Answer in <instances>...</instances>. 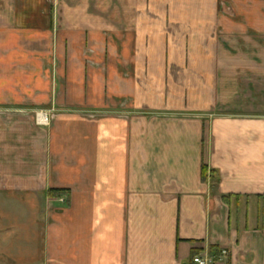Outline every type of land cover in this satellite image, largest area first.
<instances>
[{
    "label": "crops",
    "instance_id": "1",
    "mask_svg": "<svg viewBox=\"0 0 264 264\" xmlns=\"http://www.w3.org/2000/svg\"><path fill=\"white\" fill-rule=\"evenodd\" d=\"M233 41H264V0H0V264H264Z\"/></svg>",
    "mask_w": 264,
    "mask_h": 264
},
{
    "label": "rangeland",
    "instance_id": "2",
    "mask_svg": "<svg viewBox=\"0 0 264 264\" xmlns=\"http://www.w3.org/2000/svg\"><path fill=\"white\" fill-rule=\"evenodd\" d=\"M222 7H224V6H222ZM224 11L230 12L229 9H227V8L224 9ZM233 44H235V47L239 50H241V49L245 50L246 49L247 51H249L245 54L242 53V55L239 56L240 57L239 59L235 58V61H236L237 65H245L246 66L248 64L250 66L258 67L259 71L251 74V76L249 77V81L253 85L251 88L248 89V91H249L250 95H252V96H257L258 93H260L262 95V93L264 91L263 90L264 89V41H251V42H249L248 49L244 46L245 45L244 41L226 42V45L229 49L232 48ZM220 48H221V46H220ZM36 114L37 113L34 114L35 124H37L36 123ZM62 203L66 205L67 202L63 201Z\"/></svg>",
    "mask_w": 264,
    "mask_h": 264
},
{
    "label": "built area",
    "instance_id": "3",
    "mask_svg": "<svg viewBox=\"0 0 264 264\" xmlns=\"http://www.w3.org/2000/svg\"><path fill=\"white\" fill-rule=\"evenodd\" d=\"M41 116L44 118L42 119ZM48 116L45 113H37L36 114V123L37 125L40 126H45L48 125ZM226 255V251H221L219 256H225ZM215 261L214 257H210V256H203V255H197L195 257L192 258V262L194 264H212Z\"/></svg>",
    "mask_w": 264,
    "mask_h": 264
},
{
    "label": "trees",
    "instance_id": "4",
    "mask_svg": "<svg viewBox=\"0 0 264 264\" xmlns=\"http://www.w3.org/2000/svg\"><path fill=\"white\" fill-rule=\"evenodd\" d=\"M206 172H207V168H206V166L203 165L202 168H201V178L203 179V181L206 178ZM65 192L66 191L62 190V189L61 190H59V189H50L48 191V195H49V197H55V196H60V195L64 194ZM212 254H213L214 259H217L218 256L220 255V252L218 250L213 249Z\"/></svg>",
    "mask_w": 264,
    "mask_h": 264
},
{
    "label": "bare ground",
    "instance_id": "5",
    "mask_svg": "<svg viewBox=\"0 0 264 264\" xmlns=\"http://www.w3.org/2000/svg\"><path fill=\"white\" fill-rule=\"evenodd\" d=\"M41 118L43 119V118H44V116H43V117L41 116Z\"/></svg>",
    "mask_w": 264,
    "mask_h": 264
}]
</instances>
